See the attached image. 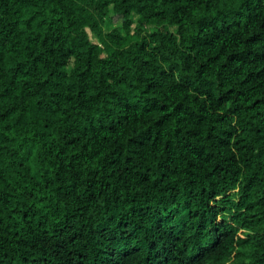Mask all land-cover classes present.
I'll list each match as a JSON object with an SVG mask.
<instances>
[{
	"label": "trees",
	"instance_id": "1",
	"mask_svg": "<svg viewBox=\"0 0 264 264\" xmlns=\"http://www.w3.org/2000/svg\"><path fill=\"white\" fill-rule=\"evenodd\" d=\"M0 264H264V0H0Z\"/></svg>",
	"mask_w": 264,
	"mask_h": 264
},
{
	"label": "rangeland",
	"instance_id": "2",
	"mask_svg": "<svg viewBox=\"0 0 264 264\" xmlns=\"http://www.w3.org/2000/svg\"><path fill=\"white\" fill-rule=\"evenodd\" d=\"M120 27H121V23L119 21H108V20H105V26H104V28L106 30H108L110 28H117V29H119ZM88 38H89L90 41L96 42V38H95L94 35L89 34L88 35Z\"/></svg>",
	"mask_w": 264,
	"mask_h": 264
}]
</instances>
